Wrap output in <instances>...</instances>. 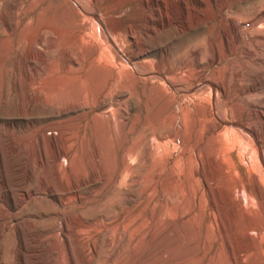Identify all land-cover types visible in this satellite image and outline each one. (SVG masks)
I'll return each mask as SVG.
<instances>
[{
	"label": "bare ground",
	"instance_id": "bare-ground-1",
	"mask_svg": "<svg viewBox=\"0 0 264 264\" xmlns=\"http://www.w3.org/2000/svg\"><path fill=\"white\" fill-rule=\"evenodd\" d=\"M88 1L89 4L83 8L76 0H30L21 21L28 48L18 46L14 48L15 53L19 50L24 52L21 55L25 56H23L25 63L30 67L31 63L41 58L37 51L45 53L47 50L53 51L56 48L58 44L55 41L56 36L68 39L72 49L65 50V58L61 65L53 63L46 69L44 76L42 69L38 67L35 72L33 71L34 75L29 72V83L27 84L29 85L30 98L33 99L34 104L44 100L54 109V116H66L75 112L79 113L80 120H85L90 115L97 133V142L95 141L97 160L94 165H91L89 155L79 153V149L87 138L84 130H80V133L76 135L71 128L69 130L72 131V135L71 137L66 136L64 147H56L54 150L53 162L58 166L59 191L45 186L38 191L24 194L26 199L31 195L40 194L42 200L53 203L52 209L54 214L59 217L60 225L57 226L53 234L46 235L45 239L54 236V249L60 257L66 251L65 244L68 246L67 250H71L67 214H71L75 208H78L79 214L75 217V240L78 245L86 243L83 250L92 260L91 264H101L100 251L105 246V219L101 211L97 217L88 218L86 209L93 204L99 205L98 203L103 199L108 175L102 163L103 158H101L104 141L119 126L124 133L125 146L113 181H117L125 169L131 168L128 160L134 154V149L128 148L127 145L135 129H127L128 123L124 119L123 113L119 112L121 111L119 109H122L121 104L125 102L133 107L139 105L148 113L151 112L150 117H145L144 127L159 126L161 128L160 132L155 134L158 146L173 145L177 147L178 138H182L181 145L184 147V154L188 153L190 157L197 156L200 168L187 173V183L186 186L184 185V189L181 184H179V188H174V190L184 191L183 195L191 197L193 208L186 210L182 201L172 215L175 224H178V217H180L179 220H182L186 215L194 216L198 210L200 189L196 188L193 183L198 185L203 183L210 212L202 219V227L198 229V242L196 241V246L192 248L193 255L199 257L197 259L199 264H207L209 255L213 252L212 248L209 251L205 248L209 239L214 235V227H217L219 233L225 232L226 235H229L225 240L229 255L234 258L244 256L246 264H264V125L261 124L264 122V115L259 111H250L248 103H246V99L260 94L264 79L260 77L255 81L252 80V84L246 87L244 86L243 71L235 72L234 80L240 89L238 96L229 98L228 85L225 82L209 79V75L204 74L208 69L214 68L216 64H223L228 55L237 54L241 43L251 48L255 45L263 47L264 36L246 38V35L243 36L241 33L227 35L229 47L226 51H222L216 41L211 40L212 54L210 57H204L200 49H191L190 58L177 67H173L169 56L165 54L161 57L154 56L149 43L160 26L165 23L180 24V17H159L155 20L148 10L151 0H141V4L145 7L143 17L125 18L121 16L131 9V3L134 0ZM97 10L100 11V14L97 13ZM46 12H50L49 15L46 14L48 18L43 17ZM91 18L96 19L100 25L99 34L107 42L105 49L110 52L111 56L110 54L108 56L100 45H96L89 54L84 53L85 46L96 42L95 32L98 29L93 31L95 22L92 23ZM213 18L206 17V20H196L193 26L199 28L203 25L202 23L211 21ZM261 23H264V17L261 19ZM124 39L125 41H123ZM126 43L129 48L133 44L136 46L132 52L128 49L131 52L128 51L129 57L125 56L123 52ZM100 49H102L101 52ZM143 56H153L154 58H147L142 62V66L132 62V59ZM247 57L250 60L264 62V57H259L255 51ZM13 78H15L14 75ZM200 82H206V87L211 91H221L227 101L221 105L220 99L212 94L210 98L208 97L210 108L201 106L199 92L202 89L196 90V87L201 84ZM11 91L9 94L17 93L15 87ZM187 95L192 97L191 102L187 101ZM31 102L30 104H32ZM178 103L180 104L176 108L175 105ZM261 103L263 102L261 101ZM113 105H116V108H113ZM124 109L126 110L128 107H124ZM107 117V124H105L104 118ZM229 124H232L233 127H229ZM45 127L53 129L50 125ZM228 133L237 135L241 140H249L255 146L257 155L255 165H248L243 160L240 161L227 148L216 144V139L219 136L227 137ZM65 157L71 159L67 166L63 162ZM239 158L241 159V157ZM152 159L153 157H148L149 161ZM175 169L171 159L159 166L155 174L156 182L152 188L162 182L165 172L169 173L171 181H178V172ZM123 175L125 174L123 173ZM187 184H190V187H187ZM184 205L186 206V204ZM214 208L220 210L218 220L213 218L211 210ZM161 210L160 207L153 214V221L157 220ZM40 217L45 219L47 212H42ZM13 219L15 218L13 217ZM112 244L113 241L106 246H112ZM108 261L111 264L116 263L112 258H108ZM58 264L65 263L60 261ZM69 264H78L77 259L70 260Z\"/></svg>",
	"mask_w": 264,
	"mask_h": 264
},
{
	"label": "rangeland",
	"instance_id": "rangeland-1",
	"mask_svg": "<svg viewBox=\"0 0 264 264\" xmlns=\"http://www.w3.org/2000/svg\"><path fill=\"white\" fill-rule=\"evenodd\" d=\"M29 1L0 0V264H58L60 261L69 264L70 260L75 258L78 264H91L92 260L83 250L86 243L78 245L75 240V217L79 214L78 208H75L71 214H67L71 250H67L68 246L65 244L66 251L60 257L54 249V236L45 239L46 235L53 234L57 226L60 225V219L52 209L53 203L42 200L40 194L31 195L27 199L24 197V194L38 191L45 186L59 191L58 166L53 162L54 150L56 147H64L65 138L66 136L71 137L72 131L77 135L80 130H84L87 138L79 149V153L89 155L91 165H94L97 160L95 157L97 133L90 115L85 120H80L79 113L75 112L66 116H54V109L44 100L34 104L33 99L30 98L29 85L27 84L30 73L34 75L33 71L35 72L38 67L42 69L44 76L50 65L63 63L65 50L72 49V46L68 43L67 38L56 36L55 41L56 44L58 43L56 48L53 51L47 50L45 53L37 51L41 58L31 63L30 67L27 66L25 56L21 55L24 52L19 50L17 54L14 48L17 46L28 48L21 21ZM76 2L83 8L89 4L88 0H76ZM148 10L155 20L159 17H180V24L165 23L160 26L149 43L154 56L161 57L164 54L169 56L173 67L188 60L194 49H200L204 57H210L212 54L211 40H215L217 46L222 51H226L229 47L227 35L241 33L243 36L245 34L246 38L264 36V23H261V19L264 17V0H151ZM144 12L145 7L141 4V0H134L131 3V9L121 17H143ZM49 13L46 12L43 17H47ZM97 13L100 14V11L97 10ZM206 17L214 18L204 22L205 24L202 23L203 25L199 28H194L193 24L196 20H206ZM91 22L98 25L97 27L94 25L95 23L93 24V31L98 29L95 32L97 43L85 46L84 53L87 55L96 45H100L109 56L110 52L105 49L107 42L99 34L100 25L94 18H91ZM47 39L50 38L47 37ZM244 46L241 43L237 54L228 55L223 64H216L214 68L212 67L204 73L209 75V79L225 82L228 85L229 98L238 96L240 89L234 80L235 72L243 71L244 86L246 87L252 84V80L255 81L260 77L264 79V62L250 60L247 57L254 51L259 57H264V46L255 45L253 48ZM130 48L126 43L123 52L127 57L136 49V46L133 44ZM101 51L102 49H100ZM152 57L143 56L132 59V62L142 66L144 60L152 59ZM200 83L196 90L202 89L199 92L201 106L210 108L209 98L212 94L220 99L221 105L227 101L221 91H211L206 87V82ZM14 87L17 93L9 94ZM189 96L187 95L186 99L191 102L192 97ZM124 103L121 104L122 109H119L121 110L119 112L123 113V117L128 123L127 129L133 128L136 131L127 145L128 148L134 149V154L129 156L128 160L131 168L125 169L117 181H113L125 146L124 133L119 126L104 141L101 158H103L102 163L108 175L103 199L98 203L99 205L93 204L86 209L88 218L97 217L101 211L105 219V246L100 251V262L101 264H111L108 258H112L115 260V264H199L197 260L199 257L193 255L192 248L198 242V229L202 227V219L210 212L204 184L193 183L196 188L200 189L198 210L194 216L186 215L184 220H179L180 217H178V224H175L172 215L182 201L186 210L193 208L191 197L183 195L184 191L174 190V188H179L178 186L181 184L184 189L187 183V173L200 168L197 156L194 155V158L190 157L188 153L184 154V147L181 145L182 138H178L177 142L180 144L177 143V147L173 145L158 146L155 134L159 133L161 128L159 126L144 127L145 117H150L151 112L148 113L139 105L133 107ZM246 103H248L250 111H259L264 115V83L261 86L260 94L246 99ZM179 104H176L175 107L178 108ZM112 107L116 108V105ZM124 107H128L127 111ZM52 116L54 117L51 118ZM107 119L108 117L104 118L105 124H107ZM261 124L264 125V122ZM46 125H50L53 129H47ZM231 125L228 126L233 127ZM71 128L72 131L69 130ZM216 144L227 148L240 161L243 160L248 165L257 163L255 146L249 140H241L237 135L228 133L227 137L219 136L216 139ZM149 156L153 157L150 161L148 160ZM169 159L173 160L174 169L176 167L175 171L179 173V176L177 173L178 181H171L169 173L165 172L162 182L152 188L156 182L157 168ZM70 161L69 157H65L63 160L66 166ZM188 186L190 187V184H187ZM160 207L162 208L161 214L156 221H153L152 216ZM44 211L47 212V217L42 219L40 216ZM212 211L213 218L218 220L220 210L214 208ZM172 222L173 224H171ZM214 230L216 232L214 231V235L209 239L210 244L208 243L205 248L207 251L212 248L213 251L209 255L207 264H246L244 256L234 258L229 255L230 252L226 249L225 242L229 235H226L225 232L219 233L217 227H214ZM112 241V246H106Z\"/></svg>",
	"mask_w": 264,
	"mask_h": 264
}]
</instances>
